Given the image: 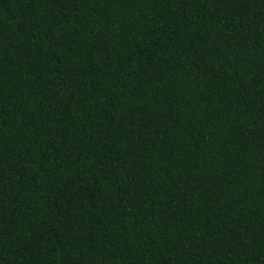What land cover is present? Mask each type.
Masks as SVG:
<instances>
[{
	"label": "trees",
	"instance_id": "1",
	"mask_svg": "<svg viewBox=\"0 0 264 264\" xmlns=\"http://www.w3.org/2000/svg\"><path fill=\"white\" fill-rule=\"evenodd\" d=\"M0 264H264V0H0Z\"/></svg>",
	"mask_w": 264,
	"mask_h": 264
}]
</instances>
